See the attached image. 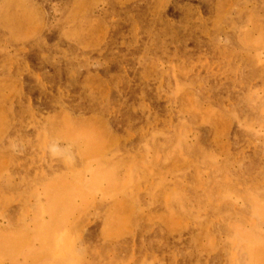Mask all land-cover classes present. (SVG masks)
<instances>
[{
    "label": "rangeland",
    "instance_id": "1",
    "mask_svg": "<svg viewBox=\"0 0 264 264\" xmlns=\"http://www.w3.org/2000/svg\"><path fill=\"white\" fill-rule=\"evenodd\" d=\"M0 264H264V0H0Z\"/></svg>",
    "mask_w": 264,
    "mask_h": 264
}]
</instances>
